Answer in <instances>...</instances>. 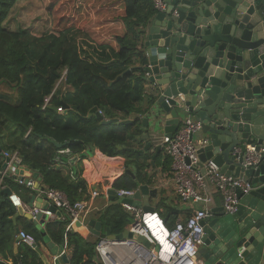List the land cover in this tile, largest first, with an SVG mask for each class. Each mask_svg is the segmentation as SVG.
Here are the masks:
<instances>
[{"label": "trees", "instance_id": "16d2710c", "mask_svg": "<svg viewBox=\"0 0 264 264\" xmlns=\"http://www.w3.org/2000/svg\"><path fill=\"white\" fill-rule=\"evenodd\" d=\"M35 1L41 0H0V85L16 91L15 99L0 97V147L5 152H18L23 165L38 173L46 188L63 192L74 204L87 200L88 186L80 173L73 171L72 158L89 148L99 149L108 157L135 160L140 168L145 167L139 164L142 153L137 152L144 145L140 118L149 111L144 103L151 107L155 97L146 94V82L137 63L142 59L140 46L145 29L157 11L152 0H112L124 8L117 18L124 32L116 36L115 47L108 43L91 46L86 41L85 50L78 44V38L86 34L75 28L10 29L8 21L17 4ZM66 105L71 109H65L62 114L56 111ZM94 108L108 120L127 121L132 114L138 117L129 125L103 126L96 116L88 118ZM65 149L71 151L70 156L59 155ZM4 166L5 158L1 155L0 172ZM130 177L115 184L118 190H136L140 182ZM6 188L28 205L38 194L37 189L18 185L12 176L3 180L0 255L4 257L13 253L17 226L13 221L17 209L5 194ZM60 212L62 218L49 222L46 227L56 243H66L65 249L72 251L70 264H100L96 251L98 241H87L73 230L75 226L70 227V216ZM115 214L118 218L108 225L111 233L119 236L133 220L121 203L113 205L108 212L109 217ZM177 218L176 212H168L164 217L167 227L172 229ZM18 222L24 224L36 244L42 240L38 226L24 217ZM23 251L22 263L43 264L36 250L25 245Z\"/></svg>", "mask_w": 264, "mask_h": 264}, {"label": "water", "instance_id": "95a60500", "mask_svg": "<svg viewBox=\"0 0 264 264\" xmlns=\"http://www.w3.org/2000/svg\"><path fill=\"white\" fill-rule=\"evenodd\" d=\"M164 2L167 8L153 16L140 46L142 59L138 69L157 100L153 119H142L146 133L141 138L149 143L137 152L152 149L153 136L177 133L187 119L200 122L201 144L195 141L196 136L191 139L196 143L201 166L213 161L223 174L246 178L253 189L248 195L238 191L237 213L228 215L224 209H214L215 217L202 223L204 235L198 258L203 264H264V0ZM64 108L71 109L67 105ZM93 116L103 126L129 125L138 117L132 114L127 121L108 120L97 108L88 118ZM58 147L62 149L63 145ZM249 148L262 152L259 164L253 168L243 164ZM160 150L157 147V152ZM24 171L28 178L33 176L40 181L38 173L29 168ZM127 173L134 176L130 170ZM4 192L8 197L12 194L10 189ZM156 193L149 186L138 184L134 197L124 202L144 212H155L150 198ZM109 194L117 196L115 191ZM37 207L62 216L49 203ZM18 217L36 226L46 218L39 214L34 219L22 208H17L14 223ZM82 221L80 218L76 226L80 227ZM90 226L101 236L100 223L92 221ZM16 231L15 251L22 241L20 230ZM106 237L144 242L128 231L115 236L107 229ZM37 252L43 255L41 250ZM51 254L59 257V249L54 248ZM43 259L49 264L47 258ZM54 263L70 264V260L64 255ZM0 264L7 263L0 260Z\"/></svg>", "mask_w": 264, "mask_h": 264}, {"label": "built area", "instance_id": "2783aa9c", "mask_svg": "<svg viewBox=\"0 0 264 264\" xmlns=\"http://www.w3.org/2000/svg\"><path fill=\"white\" fill-rule=\"evenodd\" d=\"M152 1L157 12L167 8L164 0ZM48 102L49 99L46 100V104ZM57 111L62 114L65 112V108H58ZM100 113L102 114L101 111ZM201 130L200 122L187 119L181 124L177 133L164 136L161 142V148L165 155L172 161L176 194L182 203L191 206L189 216L186 219L177 220L174 227L170 229L158 212H144L141 208L124 202L134 197L135 190H117V198L122 208L133 218L128 232L142 237L144 242L134 239L101 238L96 245L100 264H203L198 258L204 235L202 223L206 219L215 217L214 193L221 196L225 214L233 215L238 212L240 205L238 191L243 195H248L253 188L244 177L236 178L223 174L213 161H208L201 166L196 143L191 139ZM261 153L249 148L243 163L244 167H256L259 164ZM1 155L5 158L4 169L0 172L1 188L3 180L8 176L14 177L20 186L34 189H37V186H42L41 181L26 176L24 171L26 166L23 165L18 152L2 151ZM59 155L70 156L71 151L69 149L61 150ZM21 172H25V174H21ZM73 175L72 173L71 176L73 177ZM40 193L49 203V207L65 211L70 216V227L75 226L90 207L86 200L72 204L67 196L59 190L45 188ZM92 196L96 198L98 192H93ZM9 200L16 209L22 208L34 219L39 214L45 215L46 218H56L57 216L50 209L42 210L34 204L28 205L17 193L12 192ZM19 236L22 239L21 242L35 248L34 237L25 231H20ZM64 255L67 254L63 252L57 258ZM16 264L24 263L19 261Z\"/></svg>", "mask_w": 264, "mask_h": 264}, {"label": "crops", "instance_id": "0c3cea01", "mask_svg": "<svg viewBox=\"0 0 264 264\" xmlns=\"http://www.w3.org/2000/svg\"><path fill=\"white\" fill-rule=\"evenodd\" d=\"M112 5L113 4H111L109 8L112 7ZM110 21H112V19ZM86 41L89 42L91 46H97V43H95L91 39L79 37L78 44L82 46L85 50L87 49L86 45L84 44ZM139 66L140 63H137V67ZM141 75L144 76V74L142 73ZM145 92L147 95L149 94L151 96H154L155 100H157V97L151 92L150 87H148L147 85L145 87ZM153 105L151 107H148V104L146 102L144 103L145 108H149V111L146 115L141 116V124L143 118H147L150 120L153 119ZM145 133L146 132L143 131V135ZM164 136V133H160L158 136L152 137L154 146L148 152L142 153L143 157H141L139 160V164L145 165L144 168H140L138 164L136 165L135 160L131 162L126 157H108L96 148H89L82 155L75 157L77 158V161L72 162V167L74 169L73 171L80 173V177L85 181L88 186V194L86 201L89 202L90 207L87 213L81 217L83 219V221L81 222V226L77 227L75 225V228L73 229L74 231L80 233L87 241L92 243L99 241L101 238H107V229L111 230V227L108 224L110 222H113V219L118 218L117 214H115V216L113 215L112 217H109L108 212L113 205L120 203L117 196L115 197L114 195L109 194V192H117L118 188L115 184L121 181L122 179H125V177L127 176H131L130 178L132 179V181L138 180L140 184L147 185L151 190L157 191L156 196L154 198H150V205L154 208L156 212L160 214L163 219L167 216V213L171 211H173V213L176 212L178 214L177 220L186 219V217L189 216V214L191 213V206L182 203L176 194V181L174 178V169L171 163V159L165 155L162 148L159 152H157V147H161V142ZM201 139L202 134L199 132L195 137V141L198 143L201 141ZM143 141L144 145L142 149L138 151L144 150L145 146L149 143V140ZM127 170H130L134 176L128 174ZM32 178L34 177L32 176ZM36 188L38 191L37 197L33 199L35 200L34 202L32 200L30 205H41L43 207L48 202L40 192H42L43 189L45 190L46 187L42 184L41 187L37 186ZM95 191L98 192V196L96 198H93L92 193ZM214 200V209L222 210L223 201L221 196L216 192L214 193ZM126 213L130 215V213ZM19 218L20 217H18L15 222V225L17 226L15 228L13 253L8 254L7 257L0 255V260L6 262L7 264H16L21 261L24 256L23 248L26 244H24L23 242H21L17 246V249L15 251L16 240L18 237L16 230L19 229L20 231H25L24 224L18 222ZM58 218L61 219L62 216L61 218L59 216H56V218H45L44 223L42 225H39L37 228L38 232L42 237V240L36 244V248L32 247V249L36 251L37 249L41 250V253L43 255H40L39 253L38 254L43 264H47L43 259L44 257L47 258L49 264H55L54 261L57 259V257H53L51 254L52 251H54V248H58L60 254L65 252L68 255V258L71 257L72 251L70 249L63 248V245L56 243L48 233L46 227L47 224ZM92 221L100 223L101 236L96 235L97 231H95V229L90 226V222ZM130 225L131 224L125 227L126 229L124 232L128 231Z\"/></svg>", "mask_w": 264, "mask_h": 264}, {"label": "rangeland", "instance_id": "374dc122", "mask_svg": "<svg viewBox=\"0 0 264 264\" xmlns=\"http://www.w3.org/2000/svg\"><path fill=\"white\" fill-rule=\"evenodd\" d=\"M112 7L109 8V6ZM54 7L50 10L51 6ZM124 8L112 0H41L33 3L17 4L8 21L13 30L35 28L42 30L45 26L63 30L75 28L97 44L108 43L116 46L115 38L124 32L122 22L117 18ZM112 19V21H110ZM16 98V91L7 85H0V97Z\"/></svg>", "mask_w": 264, "mask_h": 264}]
</instances>
